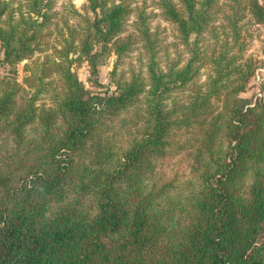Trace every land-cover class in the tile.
<instances>
[{
    "label": "trees",
    "instance_id": "1",
    "mask_svg": "<svg viewBox=\"0 0 264 264\" xmlns=\"http://www.w3.org/2000/svg\"><path fill=\"white\" fill-rule=\"evenodd\" d=\"M260 25L264 0H0V264H264ZM112 56L90 91L76 64L103 86Z\"/></svg>",
    "mask_w": 264,
    "mask_h": 264
},
{
    "label": "rangeland",
    "instance_id": "2",
    "mask_svg": "<svg viewBox=\"0 0 264 264\" xmlns=\"http://www.w3.org/2000/svg\"><path fill=\"white\" fill-rule=\"evenodd\" d=\"M13 4L16 5L17 1L20 0H12ZM22 1V0H21ZM75 6H79L82 0H71ZM156 11V10H154ZM153 25L158 23L160 24V29H163V34L166 35V41L168 45H172V33L170 30V26H168L166 23L161 21V19L157 16L154 17L153 19ZM63 18H60L54 26V29H52V36L53 39H51L53 42H56L59 40V31L62 30L63 27ZM169 51L172 52V48L170 47ZM251 51L255 53V55L262 61V65L255 71L251 82L250 86H248L243 92L240 93V96L242 97H249L253 95L259 94V88L258 84L260 82V79L264 76V25L257 26L255 32H254V40L252 43ZM45 52H49V50H46ZM44 52V53H45ZM43 52H37L34 54L33 57H42ZM112 61H113V56L107 60V62L101 66H99L98 72H97V80L103 85V86H96L92 84V76L89 75L88 69L85 65V63H79L76 64V71L78 74L79 79L83 82L85 87H87L90 91H100L103 92L104 90L111 91L113 90V85L109 82L110 80V75L109 72L112 67ZM29 62V60H23L19 63L16 64V69H17V79L21 81L22 76L25 74V71L23 70V65L24 63ZM0 73L1 74H6L7 73V66H2L0 67Z\"/></svg>",
    "mask_w": 264,
    "mask_h": 264
}]
</instances>
